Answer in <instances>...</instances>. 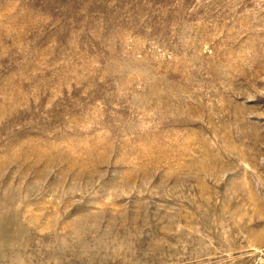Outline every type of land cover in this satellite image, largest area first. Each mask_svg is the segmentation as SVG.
<instances>
[{"label": "rangeland", "instance_id": "1", "mask_svg": "<svg viewBox=\"0 0 264 264\" xmlns=\"http://www.w3.org/2000/svg\"><path fill=\"white\" fill-rule=\"evenodd\" d=\"M0 264H264V0H0Z\"/></svg>", "mask_w": 264, "mask_h": 264}]
</instances>
